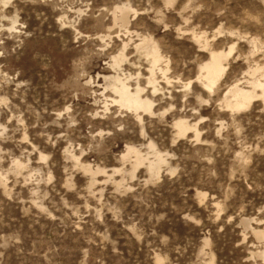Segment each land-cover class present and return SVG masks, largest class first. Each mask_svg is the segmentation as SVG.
I'll use <instances>...</instances> for the list:
<instances>
[{
    "label": "rangeland",
    "instance_id": "obj_1",
    "mask_svg": "<svg viewBox=\"0 0 264 264\" xmlns=\"http://www.w3.org/2000/svg\"><path fill=\"white\" fill-rule=\"evenodd\" d=\"M263 80L264 0H0V264H264Z\"/></svg>",
    "mask_w": 264,
    "mask_h": 264
},
{
    "label": "bare ground",
    "instance_id": "obj_2",
    "mask_svg": "<svg viewBox=\"0 0 264 264\" xmlns=\"http://www.w3.org/2000/svg\"><path fill=\"white\" fill-rule=\"evenodd\" d=\"M129 8L126 6H117L113 11V19L114 23L116 24L118 21L121 23L120 26H124L128 24L127 13ZM126 28V27H125ZM109 37V36H108ZM127 42L122 44V50L125 49ZM153 49H151L152 51ZM229 53H224L222 51H211L209 60L201 67L202 75L198 77V79L202 82L204 87L208 90H212L215 86L218 78L224 71L223 60ZM124 57L123 53L119 54L116 57H113L114 64H119L121 58ZM161 60V56L158 54L156 50H153L150 55V74L151 76L148 77L147 82L149 85L153 87V93H156L155 87V70L158 69L159 62ZM161 69V68H159ZM106 79V78H105ZM110 80V89L111 91L117 96L116 99H112L113 103L119 104L121 107H124L130 111L135 113L142 112L148 113L152 111L153 101L149 98L142 97L141 92L143 91L142 88L139 86L133 91L130 88L127 80L119 77V76H111L108 77ZM264 81V80H263ZM187 83V85H189ZM252 89H244L238 87H232L227 90L228 93H231L230 98H225L226 106L231 109H240L247 106L252 100L256 99L257 97H261L264 100V82L254 81ZM256 88L260 90L258 94L256 92ZM105 108L107 109V104H105ZM175 126L178 129L179 134H185L189 127L185 124L184 121L179 120L175 122ZM128 150H133L131 147ZM139 157L138 152L134 151ZM161 162V159L158 158L156 163H150L151 167L156 168L158 163ZM260 236H264L263 232L259 233Z\"/></svg>",
    "mask_w": 264,
    "mask_h": 264
},
{
    "label": "trees",
    "instance_id": "obj_3",
    "mask_svg": "<svg viewBox=\"0 0 264 264\" xmlns=\"http://www.w3.org/2000/svg\"><path fill=\"white\" fill-rule=\"evenodd\" d=\"M132 252H136V249L132 250Z\"/></svg>",
    "mask_w": 264,
    "mask_h": 264
}]
</instances>
